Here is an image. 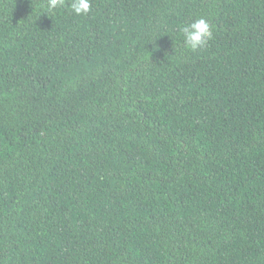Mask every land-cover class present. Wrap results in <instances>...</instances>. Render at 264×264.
<instances>
[{
    "label": "trees",
    "instance_id": "16d2710c",
    "mask_svg": "<svg viewBox=\"0 0 264 264\" xmlns=\"http://www.w3.org/2000/svg\"><path fill=\"white\" fill-rule=\"evenodd\" d=\"M48 2L0 0V264H264V0Z\"/></svg>",
    "mask_w": 264,
    "mask_h": 264
},
{
    "label": "clouds",
    "instance_id": "9594fccd",
    "mask_svg": "<svg viewBox=\"0 0 264 264\" xmlns=\"http://www.w3.org/2000/svg\"><path fill=\"white\" fill-rule=\"evenodd\" d=\"M65 0H49V11L58 7H63ZM69 12L77 17H84L91 12L89 0H72ZM180 35L183 38L184 46L187 50L195 51L207 46L213 38L210 25L204 18L197 19L195 22L181 26Z\"/></svg>",
    "mask_w": 264,
    "mask_h": 264
}]
</instances>
